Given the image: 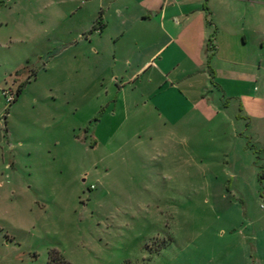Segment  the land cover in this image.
I'll return each mask as SVG.
<instances>
[{"label": "rangeland", "instance_id": "rangeland-1", "mask_svg": "<svg viewBox=\"0 0 264 264\" xmlns=\"http://www.w3.org/2000/svg\"><path fill=\"white\" fill-rule=\"evenodd\" d=\"M86 1L0 0V264H264L256 137L114 115Z\"/></svg>", "mask_w": 264, "mask_h": 264}, {"label": "crops", "instance_id": "crops-1", "mask_svg": "<svg viewBox=\"0 0 264 264\" xmlns=\"http://www.w3.org/2000/svg\"><path fill=\"white\" fill-rule=\"evenodd\" d=\"M82 33L74 46L85 42L101 82L112 50L114 115L195 112L233 137L244 127L264 150V0H99Z\"/></svg>", "mask_w": 264, "mask_h": 264}]
</instances>
